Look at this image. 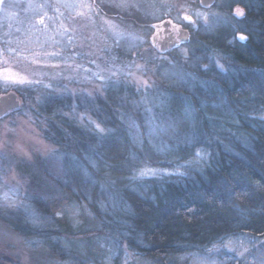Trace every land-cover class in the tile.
I'll use <instances>...</instances> for the list:
<instances>
[{
	"label": "trees",
	"instance_id": "trees-1",
	"mask_svg": "<svg viewBox=\"0 0 264 264\" xmlns=\"http://www.w3.org/2000/svg\"><path fill=\"white\" fill-rule=\"evenodd\" d=\"M134 29L144 32L147 40L153 30ZM240 35L248 40H239ZM233 36L237 39L229 44ZM187 49L184 58L172 55L160 60L146 89L136 90L126 78L112 77L102 94L78 96L74 102L65 93L42 101L38 118L44 127L38 126L59 154L38 163L39 173L31 177V203L41 217H55L61 208L65 216L51 231L34 227L22 214L21 225L13 227L16 232L47 240L56 260L77 253L78 264L96 262L102 250L97 257L93 249L79 253L54 237L108 233L110 224L122 235L109 236L124 242L136 259L147 264H191L195 255L216 254L222 260L223 254H230L222 249L226 241L241 236L249 238L252 254L247 256L264 260V120L256 114L264 110V101H259L264 95L260 77H264V0H247L244 24L208 29ZM73 52L79 55L78 63H92L93 57L83 53V43ZM119 53L116 64L107 61L117 72L118 62L123 67L125 58H132ZM213 56L224 71L209 63ZM63 71L56 80L44 74L40 85L53 81L56 92H62L69 85L65 81L78 84ZM1 89V95L10 92ZM13 90L24 103L33 101L37 92L34 85ZM85 108L86 115L105 129L103 133L87 119L79 121ZM158 120L167 124V133L148 134L147 124ZM198 147L210 151L208 161L200 171L182 169L179 165ZM59 155L81 170L68 177ZM145 169L157 174L142 176ZM112 197L119 207L109 211ZM71 208L78 213L68 211ZM83 208L105 225L85 233L78 227L72 230L74 217ZM67 212L73 215L70 219ZM0 264L21 263L0 251Z\"/></svg>",
	"mask_w": 264,
	"mask_h": 264
},
{
	"label": "rangeland",
	"instance_id": "rangeland-1",
	"mask_svg": "<svg viewBox=\"0 0 264 264\" xmlns=\"http://www.w3.org/2000/svg\"><path fill=\"white\" fill-rule=\"evenodd\" d=\"M71 4L83 6L79 8L65 6ZM78 22L81 23L78 24ZM119 33H122L123 36L118 35ZM69 37L71 43H69ZM82 43L83 53L93 57L89 66L85 63H78L76 58L79 55L73 52L74 47H80ZM133 44L135 45L134 48L132 47ZM148 44L144 32L140 33L134 28L123 27L111 19L101 17L96 11L95 0H4V3L0 5L1 93L24 86L6 79L9 71L13 78L32 81L31 84L25 85H34L37 89L33 101L25 103L23 101V105L18 111L0 120V144H4L5 141V126L15 129V132L18 133V135L9 133L7 147L0 148V205H11L6 209V216L0 215V227L7 226L12 232L18 233L20 239L19 244L5 243L0 239L1 252L10 254L14 260L21 264H23L25 254L37 256L41 252L47 254L49 264H78L75 260V257H78L77 253L74 255L71 253L72 255L70 254L68 258L66 256V260H56L49 252L47 240L24 235L13 229L14 226L21 225V219L24 217L25 221L34 227L53 231L58 228V222L65 216L63 214L55 217H41L31 203L34 190L31 185V177L34 175L37 177L39 173L38 163L43 159L59 154L58 149L44 139L38 126L44 127L38 118L39 105L45 98L52 95L60 94L59 96H62L66 93L75 102L78 96L92 97L95 94H102L108 80L112 77L116 80H120L122 77L126 78L136 90L146 89L141 82L147 81L151 86L150 76L156 71L159 61L170 58L158 55L152 46L153 51L150 52ZM114 48L118 50H114ZM107 49L109 52L105 53L104 50ZM120 50L132 56V61L129 57L125 58L127 61L124 62L125 66L123 67H121L123 63L117 61L120 67L117 68L121 69L120 72L128 73L125 76L115 71L116 68H114L116 60L120 56ZM187 52L188 49L184 48L174 55L184 58ZM51 53L56 55H50ZM102 56L106 57L104 61L101 60ZM108 60L109 63L115 62V64H109ZM133 61L135 63H132ZM60 69H63L66 74L70 73V76L72 74L75 82L79 80L78 84H70V82L65 81L69 85H65L62 92H56L53 81L40 85V77L44 74L54 78V80L59 79ZM33 74L37 76L35 79ZM260 77L263 81L264 77L262 75ZM85 81L90 82L83 86ZM46 85L51 87H46ZM259 101H264L263 94L259 95ZM256 114H259L258 118L260 116L261 119L264 117V110H260ZM147 126L150 135L159 136L167 133V124L160 120L155 125L147 124ZM37 138L43 140L44 144L54 147L56 152L54 154L36 152L35 148L39 146ZM16 142H19L20 147L25 152L31 154V160L21 163L23 157L13 146ZM208 152L210 151L208 150ZM208 159L209 157H204L202 154L196 160L193 161L190 158L179 166L182 169L192 168L191 170L200 171ZM59 160H61L62 167L66 170L68 177L72 172L81 170L79 164L71 163L68 157L67 160L65 159L64 155H59ZM189 161H192L191 164ZM141 172L144 175L157 174L152 169H145ZM118 203V200L112 197V207L109 211L117 209ZM108 214L112 215L113 212ZM66 215L69 219L70 216H73L69 212ZM78 216L74 217L76 219L71 224L72 230L75 232L77 227L85 233L105 225L91 216L85 208L79 209ZM126 223L128 224V221ZM114 225L110 224L109 227H106L108 233L96 232L89 237L65 233L61 237L55 236L53 240H60L68 250H73L71 246H74L76 247L75 251L79 253L93 249L96 257L102 250V258L98 257L96 262L88 264H147L136 259L124 242L116 241L109 236L116 235L119 237L121 234L114 230ZM33 241L42 242L43 247L39 249L29 247ZM248 245L249 238L247 236L231 239L226 241L222 247L225 252L230 253L223 254L222 260H219L216 254L215 256L195 255L191 264H232L235 259L237 260L233 264H239L240 261L242 264H264V260L258 259L256 256H247L252 254L249 252Z\"/></svg>",
	"mask_w": 264,
	"mask_h": 264
},
{
	"label": "flooded vegetation",
	"instance_id": "flooded-vegetation-1",
	"mask_svg": "<svg viewBox=\"0 0 264 264\" xmlns=\"http://www.w3.org/2000/svg\"><path fill=\"white\" fill-rule=\"evenodd\" d=\"M210 1L203 0L206 4ZM246 2L247 0H212L208 4L211 7H204L202 0H140V3L144 4L145 7L139 10H130V12H135V15L130 16V13H126L120 9H110L108 4L112 3V0H95L96 11L103 18L111 19L118 25L127 28H134L136 26L151 27L153 30L149 34L148 42L158 55L164 57H171L180 49H187L195 40L196 42L199 41L200 37L207 33L208 29L244 24L246 21ZM182 7L185 9L183 12L180 11ZM237 8L244 12L243 16L235 15ZM178 12L180 13L179 17ZM196 12H200L202 17H206L207 23H205L202 17H197L195 15ZM183 15L192 16V19L196 21L194 27L183 26L187 23L186 21H182ZM169 21H171V24ZM209 25L211 26L210 28L208 27ZM181 30L189 32V42L178 40ZM169 36L177 42V46L171 51L161 52L159 42ZM10 92L18 95L22 106L23 100L19 93L15 90ZM18 110L10 112L4 118H0V120L7 118Z\"/></svg>",
	"mask_w": 264,
	"mask_h": 264
},
{
	"label": "snow or ice",
	"instance_id": "snow-or-ice-1",
	"mask_svg": "<svg viewBox=\"0 0 264 264\" xmlns=\"http://www.w3.org/2000/svg\"><path fill=\"white\" fill-rule=\"evenodd\" d=\"M4 3V0H0V5H2ZM202 5L204 7H211V5H208L206 3L203 2L202 0ZM66 7H72V8H79L83 5H78V4H71V5H65ZM90 6V5H89ZM108 7L110 9L114 8V9H120L126 13H130L131 15H135V12H130V10H139L143 7H145L144 4L140 3V0H112V3L108 4ZM185 9L184 7L181 8V12H183ZM79 14V13H78ZM195 15L197 17H202V14L200 12H196ZM235 15L236 16H243L244 12L237 8L235 11ZM180 16V13L178 12V17ZM138 18V17H137ZM205 20V23H207V18L206 17H202ZM182 21H186L187 23L184 24V27H194L196 21H194L192 19L191 15H183L182 16ZM41 23H43V21H41ZM169 23L171 24V21H169ZM155 27V26H153ZM209 28L211 27L210 25L208 26ZM233 31H237V29H233ZM118 35H120L121 37L123 36L122 33H119ZM132 39H135V37H132ZM182 39H188L187 36L185 35ZM237 39L236 36H233L232 39L228 40L229 44H232L235 42V40ZM239 40L241 41H247L248 37L245 35H240L238 37ZM69 43H71V38L69 37ZM173 47H176L177 45L175 43L172 44ZM132 47L134 48L135 45L133 44ZM50 55H56L55 53H51ZM186 55V53H185ZM132 63H135L134 61ZM209 63L215 67H218L221 69V71H224L225 69L223 68V65H220L219 62L215 59V57H209ZM205 70H211V68H206ZM115 75V74H114ZM6 79L12 80L13 83L18 84V85H25V84H31L32 81H28L27 79H23V78H13L12 73L9 71L8 75L5 77ZM101 79H103V77H101ZM142 86L147 88L150 87V85L148 84L147 81H142ZM46 87H51L50 85H46ZM89 112L88 108H85V114H78V119L83 121L85 119H88V122L90 125L93 126L94 130L99 131L100 133H103L105 131L104 128L100 127V124L97 123L94 120H91L86 114ZM5 114H7V112H5ZM67 115V113L65 114ZM261 119H264V117H261ZM101 123H103V121H101ZM9 133H13L18 135V133L15 132V129H10L7 128V126H5V132H4V137H5V141L4 144H0V148L3 147H7L8 145V134ZM37 144L39 145L38 147L35 148L36 152H40L41 154L46 153V152H50V153H55L56 149L54 147H51L49 145L44 144L43 140L37 138ZM15 150L20 153V155L23 157V159L21 160V163L26 162L28 160L32 159V156L30 153L25 152L21 147L19 142H16L14 145ZM203 154L204 157H210L211 153L208 152L207 148H196L193 155H192V160H196L198 157H200ZM192 161H189V164H191ZM185 173H181V175H184ZM141 175H144L143 172H141ZM5 199H7V197H5ZM11 207V205L5 204V205H0V215H7L6 209ZM64 209H58L56 211V215L57 216H61L64 213ZM68 211L70 212H76L78 213V209L76 208H71ZM45 220L47 218H44ZM0 239H2L3 242L5 243H11V244H19L20 243V239H19V234L18 233H14L12 232L7 226H2L0 227ZM29 247L32 248H42V242L40 241H33L31 242V244L29 245ZM23 264H49V259L46 253L41 252L39 255L37 256H31L28 254H25L23 257Z\"/></svg>",
	"mask_w": 264,
	"mask_h": 264
},
{
	"label": "water",
	"instance_id": "water-1",
	"mask_svg": "<svg viewBox=\"0 0 264 264\" xmlns=\"http://www.w3.org/2000/svg\"><path fill=\"white\" fill-rule=\"evenodd\" d=\"M212 2V0L210 1ZM207 3V4H210ZM187 36L188 39H182L184 36ZM179 41L182 42H189L190 35L189 32L186 30H181L180 35L178 37ZM177 44L176 41L173 40L171 36L166 37L164 40L159 42L160 45V51L161 52H168L174 49L172 44ZM21 107V101L18 98V95L14 92H10L8 94L2 95L0 97V118H4L7 116L10 112L15 111ZM7 112V114H5Z\"/></svg>",
	"mask_w": 264,
	"mask_h": 264
}]
</instances>
